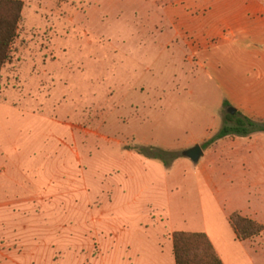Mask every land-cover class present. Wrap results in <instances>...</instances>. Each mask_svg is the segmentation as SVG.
I'll list each match as a JSON object with an SVG mask.
<instances>
[{
	"label": "rangeland",
	"instance_id": "1",
	"mask_svg": "<svg viewBox=\"0 0 264 264\" xmlns=\"http://www.w3.org/2000/svg\"><path fill=\"white\" fill-rule=\"evenodd\" d=\"M21 1L0 80V264H175L179 230L224 264H264V232L238 239L228 219L264 224V143L181 155L221 129L228 86L259 78L257 45L195 54L140 0Z\"/></svg>",
	"mask_w": 264,
	"mask_h": 264
},
{
	"label": "crops",
	"instance_id": "2",
	"mask_svg": "<svg viewBox=\"0 0 264 264\" xmlns=\"http://www.w3.org/2000/svg\"><path fill=\"white\" fill-rule=\"evenodd\" d=\"M140 1L143 8L160 9L159 15L151 16L156 17V22L174 24L177 30L176 36L191 42L195 41L196 44L193 46L195 54L201 50H209L217 44L233 45L242 41L257 45L249 59V64L254 66L250 69L260 74L259 78L254 83H250L245 92L230 85L228 93L232 104L241 115L255 121L264 119V0ZM212 67H218L217 61H212ZM221 142L223 148L237 150L244 144H247L248 148H256L264 143V132L257 131L248 136H236L235 139L229 135L220 138L215 144ZM261 224L264 226L263 223Z\"/></svg>",
	"mask_w": 264,
	"mask_h": 264
},
{
	"label": "trees",
	"instance_id": "3",
	"mask_svg": "<svg viewBox=\"0 0 264 264\" xmlns=\"http://www.w3.org/2000/svg\"><path fill=\"white\" fill-rule=\"evenodd\" d=\"M23 2L21 0H0V80L2 68L11 60L12 45L18 35V26L22 19ZM223 105L230 104L224 100ZM264 132V119L252 120L241 115L225 114L221 129L202 144L205 148L217 139L225 136H248L253 132ZM139 154H144L170 164V152L157 147L135 146ZM238 239H248L264 231V226L256 220L233 212L228 217ZM172 248L176 264H224L213 243L204 232L175 231L172 235Z\"/></svg>",
	"mask_w": 264,
	"mask_h": 264
},
{
	"label": "water",
	"instance_id": "4",
	"mask_svg": "<svg viewBox=\"0 0 264 264\" xmlns=\"http://www.w3.org/2000/svg\"><path fill=\"white\" fill-rule=\"evenodd\" d=\"M235 107H227V113L235 114ZM183 157L190 159L193 163H198L200 159L204 156V149L201 144H195L181 152Z\"/></svg>",
	"mask_w": 264,
	"mask_h": 264
}]
</instances>
